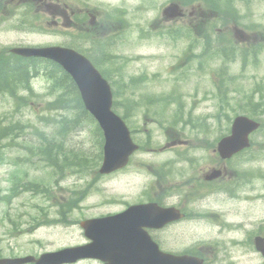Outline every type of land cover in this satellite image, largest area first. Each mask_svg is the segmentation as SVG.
<instances>
[{"label":"rangeland","instance_id":"rangeland-1","mask_svg":"<svg viewBox=\"0 0 264 264\" xmlns=\"http://www.w3.org/2000/svg\"><path fill=\"white\" fill-rule=\"evenodd\" d=\"M168 1L170 0H71L72 3L82 4L86 9L104 7L105 3L124 8L123 15L113 23H116L114 25L116 28L124 24L123 29L128 32L119 34L116 39H105L100 46H90L82 41V35L78 39L68 34L66 28L69 25V17L65 13L60 14L55 7H40L41 4L33 5L34 7H5V18H1L0 21V55L17 47L67 43L91 54L100 68L107 72L108 78L114 82L119 99L117 113L121 116L126 114L125 119L129 121L130 128L135 129L134 139L143 146V151L134 158L125 172L107 178H98L94 169L98 159L101 158V140L93 134L90 137L87 134L71 137L70 141L83 145L78 157L83 158L84 164L92 172L90 176L87 173L81 178L85 182L92 180L90 185L80 197L74 199L71 210L65 209L63 222L58 221L51 226L35 228L28 232L29 234L23 229L20 230L21 234L19 230L12 233V228L1 222L0 254L18 258L38 256L78 245L84 241L79 229L82 221L117 214L124 211L127 206L143 203L151 198H162L168 205L185 206L190 219L184 224L172 226L168 231L156 235L163 251L198 253L208 264H261L260 257L254 253L252 241L256 235H264V178L255 180L254 184L235 202L228 200L223 205L216 203L221 199L214 198L217 196L215 194L207 204H201L200 201L194 206L186 196L191 186L195 189L201 183V177L207 172V166L216 160L213 152L216 143L222 135L229 133L232 119L244 115L247 111L249 100L243 97L258 85H260V93L254 95L253 103L260 101V95L264 94V65L259 62L257 66L249 65L246 69H241L239 66L237 71L235 66L228 65L225 69L220 61L213 63L208 70L215 71L219 67L224 71L221 75L226 82V91L223 95H219L215 90H211L214 75L207 69L195 71L197 60L188 55L186 42L178 40L174 45L167 44L160 35V42H154L156 38L153 32L159 24L163 23L165 26L175 24L164 23L161 16V11ZM228 1L237 8V15L242 17L236 19L227 17L228 21L225 20L223 28L221 27L225 32L232 33L236 25L238 27L253 25L252 29L256 30L257 26L264 27V0ZM175 3L181 8L189 7L184 8L186 19L184 23L179 22V24L189 25L186 28L190 32L199 34L200 31L197 32L189 20L199 16L206 18L205 8L195 7L192 10L191 5H184L180 0H176ZM218 3L222 7L221 1ZM86 5L91 7H84ZM138 7L144 8L137 11ZM191 13L192 18L188 16ZM209 17L211 18V14ZM51 22L53 24L48 25ZM197 25L198 28L201 22ZM149 31L150 34L144 36V32L149 33ZM96 32L99 34L98 31ZM261 36L262 34L257 33L258 38ZM106 58L112 59V64L107 63ZM134 58L136 59L133 61ZM138 77L143 81L133 87L134 84H130V79ZM42 84L41 81L34 82L35 93H44ZM174 87L181 95L174 97L170 102L166 101L167 105L154 101L150 102L151 107L145 106L144 96L162 99L169 95ZM45 94L51 99L56 95L48 90ZM45 94L40 98L42 101L47 99ZM175 100L179 101L177 105ZM17 103L18 100L14 96L0 97V118L6 115L8 105L16 106ZM180 103L183 104L181 108L183 113L191 111L194 127L180 122L187 121L185 116L177 117V106ZM72 112L75 113L74 110ZM26 113L27 110H24L23 114ZM174 120H178V123L173 125ZM153 140L163 149L160 153L155 152L150 156L146 151ZM179 141L183 143L182 146L180 144L170 147L171 143H180ZM263 146L264 138L259 134L254 150L255 159L253 164L248 166L250 172L244 174L261 173L264 176ZM15 159L14 155L8 158V165L0 168V175L10 171ZM165 159H170L174 168L172 177L165 176L163 180L157 176V173ZM179 162L186 164L181 167ZM243 162L244 160H241L239 164L241 170L244 169ZM29 168L28 171L22 167L21 170L15 171V169L9 172L8 180L22 179L26 173L28 179L36 178L37 183H44L57 172L50 166L40 165L37 168L45 169V172L38 170L36 173L31 172L33 167ZM161 172L166 173V171ZM228 172L232 173L231 170ZM177 174L182 176H175ZM72 180L74 184L68 181L61 184L69 190L50 197L57 202L65 200L70 202L76 190L82 188L78 185V181L76 182L74 178ZM247 196L254 197V200H243ZM196 197L195 193L191 196V198ZM220 197L224 198V195ZM40 205L49 206V203L46 201ZM55 206L47 213L49 215H44L43 210L40 209L33 212L30 225L45 218H55L58 212L64 209L61 205ZM205 206L206 209L203 210L202 207ZM199 221L205 224L202 225Z\"/></svg>","mask_w":264,"mask_h":264},{"label":"water","instance_id":"water-1","mask_svg":"<svg viewBox=\"0 0 264 264\" xmlns=\"http://www.w3.org/2000/svg\"><path fill=\"white\" fill-rule=\"evenodd\" d=\"M20 53H24L21 51ZM28 55L43 56L47 58H52L60 62L67 70H82L89 71V67L80 58L75 55L60 51V50H48V51H37V52H25ZM109 90L106 84L97 85L91 90L88 95L86 102L89 105L92 112L100 121L106 135L107 143L105 147V164L103 167L104 172L113 170L119 163H121L125 156L129 152V142L127 139V134L122 128L121 122L112 117L109 113ZM113 122L117 124H113ZM232 141H228L220 146V151L226 156L232 152V150L237 145ZM224 147V148H223ZM139 209H132L130 212H136ZM127 214H125L126 216ZM114 246L113 241L109 235L99 240L94 254L97 258L108 262L109 264H139L138 260L128 259L124 256L116 255L113 256ZM83 257L89 256L91 249L80 250ZM32 261V259H27L26 262ZM171 259H166L163 257L158 258L160 264H169ZM39 264H43L40 262Z\"/></svg>","mask_w":264,"mask_h":264},{"label":"trees","instance_id":"trees-1","mask_svg":"<svg viewBox=\"0 0 264 264\" xmlns=\"http://www.w3.org/2000/svg\"><path fill=\"white\" fill-rule=\"evenodd\" d=\"M19 63L23 66H25V71L23 72V70L19 67H14V66H9L5 69V71H3V73L6 75V76H16L15 78H10L11 80H14V82H19V84H27V77H28V73H29V66L27 65L26 62H23V61H19ZM52 65V64H51ZM0 69H3V66L0 67ZM14 72V73H13ZM23 72V73H22ZM14 74V75H13ZM63 73L60 71V69L54 65H52V69H51V72H50V75H51V80L52 82L55 84V85H59L61 84V75ZM3 75V78L6 79L7 77ZM57 76H59L57 78ZM63 78L65 79V76H63ZM13 85H16L15 83ZM72 88V87H71ZM10 89V88H9ZM12 90V89H10ZM74 91V89H73ZM74 94L75 96L77 97L75 91H74ZM60 106V102L59 103H55L54 105L55 106ZM52 105V106H54ZM0 136H2V133L0 134ZM62 148V144L61 143H58V144H54V143H49L47 144L46 146V149H48L50 152L51 150H54V149H60ZM53 157H56V153L52 154Z\"/></svg>","mask_w":264,"mask_h":264},{"label":"bare ground","instance_id":"bare-ground-1","mask_svg":"<svg viewBox=\"0 0 264 264\" xmlns=\"http://www.w3.org/2000/svg\"><path fill=\"white\" fill-rule=\"evenodd\" d=\"M28 65V64H27ZM14 73V72H13ZM23 73V72H22ZM14 75V74H13Z\"/></svg>","mask_w":264,"mask_h":264}]
</instances>
